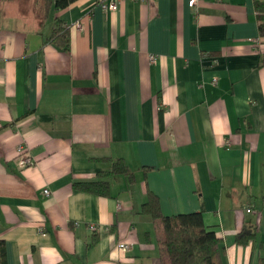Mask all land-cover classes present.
I'll return each instance as SVG.
<instances>
[{
  "label": "crops",
  "instance_id": "1",
  "mask_svg": "<svg viewBox=\"0 0 264 264\" xmlns=\"http://www.w3.org/2000/svg\"><path fill=\"white\" fill-rule=\"evenodd\" d=\"M258 2L264 0L193 6L117 0L104 10L100 0H75L41 23L33 0H0L6 264H163L151 216L140 211L148 191L166 215L201 212L222 240L223 264L258 263L264 254ZM56 16L70 26L68 49L47 41ZM19 144L32 164L22 162ZM117 157L134 182L110 174V195L73 186L96 179ZM254 227V239L236 241ZM119 241L130 245L122 250Z\"/></svg>",
  "mask_w": 264,
  "mask_h": 264
},
{
  "label": "trees",
  "instance_id": "2",
  "mask_svg": "<svg viewBox=\"0 0 264 264\" xmlns=\"http://www.w3.org/2000/svg\"><path fill=\"white\" fill-rule=\"evenodd\" d=\"M73 1L75 0H33L41 23L49 17L51 9L64 8ZM257 6L262 11L259 16V28L264 34V2H258ZM69 28L68 24L63 23L56 16L47 41L59 48L68 49L70 43ZM113 173L126 175L131 183L135 181V173L123 158L117 157L112 160L110 169L100 171L96 179L77 180L73 182V186L89 193L110 195L108 176ZM140 211L151 216L152 233L164 259L163 264H223L222 240L213 229L205 225L201 212L193 211L166 215L161 211L158 195L152 191H148L146 200L140 206ZM150 234L147 232V236ZM255 236L256 229L254 227L247 232L237 233L236 241L246 244ZM95 242L96 236L94 235L89 245ZM0 264H6V245L3 238H0ZM257 264H264V254L260 255Z\"/></svg>",
  "mask_w": 264,
  "mask_h": 264
},
{
  "label": "built area",
  "instance_id": "3",
  "mask_svg": "<svg viewBox=\"0 0 264 264\" xmlns=\"http://www.w3.org/2000/svg\"><path fill=\"white\" fill-rule=\"evenodd\" d=\"M196 2H197V0H188V3L190 6H193ZM100 4L104 10H113L117 7V0H100ZM74 25L76 27L81 28L82 22L79 20H76L74 22ZM151 59H154V56H151ZM213 82H216V78H213ZM17 151L20 154V156L22 157V162L24 164H32L34 162V157L29 153V151L27 149H25L23 144H19L17 146ZM43 191H44V193L49 192V190L47 188H44ZM249 209L250 208L247 207V210H249ZM88 226L91 229L97 228V225L94 223H89ZM39 229L42 231L41 226L39 227ZM117 245H118V248H120L122 250H126L129 247L130 243L125 242V241H119Z\"/></svg>",
  "mask_w": 264,
  "mask_h": 264
}]
</instances>
